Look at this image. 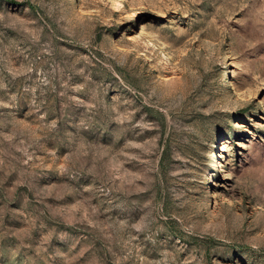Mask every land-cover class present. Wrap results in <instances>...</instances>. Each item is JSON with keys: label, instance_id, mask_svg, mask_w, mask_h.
<instances>
[{"label": "rangeland", "instance_id": "obj_1", "mask_svg": "<svg viewBox=\"0 0 264 264\" xmlns=\"http://www.w3.org/2000/svg\"><path fill=\"white\" fill-rule=\"evenodd\" d=\"M0 264H264V0H0Z\"/></svg>", "mask_w": 264, "mask_h": 264}]
</instances>
